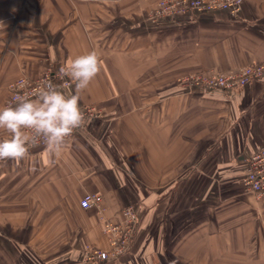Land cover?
<instances>
[{
    "label": "crops",
    "instance_id": "1",
    "mask_svg": "<svg viewBox=\"0 0 264 264\" xmlns=\"http://www.w3.org/2000/svg\"><path fill=\"white\" fill-rule=\"evenodd\" d=\"M157 1L0 0V106L20 76L92 50L103 63L79 102L100 115L59 157L40 145L35 171L0 161V264H264V195L242 186L264 146V78L226 91L179 81L263 62L264 0L154 20ZM87 194L113 222L137 212L118 260L85 259L108 248Z\"/></svg>",
    "mask_w": 264,
    "mask_h": 264
},
{
    "label": "clouds",
    "instance_id": "2",
    "mask_svg": "<svg viewBox=\"0 0 264 264\" xmlns=\"http://www.w3.org/2000/svg\"><path fill=\"white\" fill-rule=\"evenodd\" d=\"M0 22V28H3ZM103 63L95 50L77 55L59 69L63 86L44 80L33 91L15 95V102L0 106V130L7 133L0 139V161L30 162L33 148L44 145L49 157H59L74 131L83 126L85 116L80 107L81 94L102 71ZM27 80L16 87L25 89Z\"/></svg>",
    "mask_w": 264,
    "mask_h": 264
},
{
    "label": "built area",
    "instance_id": "3",
    "mask_svg": "<svg viewBox=\"0 0 264 264\" xmlns=\"http://www.w3.org/2000/svg\"><path fill=\"white\" fill-rule=\"evenodd\" d=\"M243 2L244 0H158L153 10H151L150 16L154 20H165L184 14L210 13L218 10L237 14ZM62 66L65 65L50 68L34 78L20 76L10 82L8 85L9 96L6 98L4 105L14 103L16 94L23 91H33L44 80H51L53 83L63 86L67 81L60 80L58 76L59 69ZM262 78H264V61L241 67L234 72H192L182 76L179 81L187 86L226 91ZM21 80H27L28 82L26 88L23 90L16 87ZM81 109L84 113L85 121L100 115V111L92 105L84 106ZM81 128L83 126L74 132ZM245 165L242 186L246 191L259 198L264 195V146L251 154L247 158ZM80 203L84 209L95 207L99 210L102 231L108 244L107 249L87 246L85 249V259L91 263H98L118 260L127 253L138 224V215L135 208L132 205L122 208L120 220L113 222L102 215L99 195L87 194L81 199Z\"/></svg>",
    "mask_w": 264,
    "mask_h": 264
}]
</instances>
